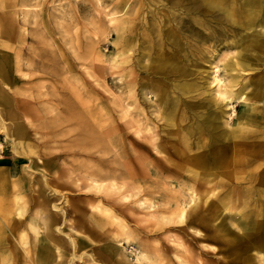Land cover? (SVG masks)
I'll list each match as a JSON object with an SVG mask.
<instances>
[{"label": "rangeland", "instance_id": "obj_1", "mask_svg": "<svg viewBox=\"0 0 264 264\" xmlns=\"http://www.w3.org/2000/svg\"><path fill=\"white\" fill-rule=\"evenodd\" d=\"M209 1L0 0V264H264V0Z\"/></svg>", "mask_w": 264, "mask_h": 264}, {"label": "bare ground", "instance_id": "obj_2", "mask_svg": "<svg viewBox=\"0 0 264 264\" xmlns=\"http://www.w3.org/2000/svg\"><path fill=\"white\" fill-rule=\"evenodd\" d=\"M214 0H210L209 2H213ZM201 2V1H200ZM208 1L205 2V4L207 3ZM193 3V2H192ZM195 4V3H193ZM1 31V30H0ZM0 33H5L4 31H1ZM123 35L120 37V40H124L126 41V39H123L122 38ZM177 46V45H176ZM1 47H4V46H1ZM159 47V46H158ZM3 51V50H2ZM138 51V50H137ZM6 54L3 53L2 56H5ZM120 55V54H119ZM171 54H169L167 56V59H165V61L169 62L172 66L175 64V63H172V59L169 57ZM124 56V55H123ZM126 56V55H125ZM125 59V58H124ZM123 59V61H124ZM182 59V58H181ZM128 60V59H127ZM126 60V61H127ZM122 61V67H124L125 63ZM15 64H17V61H15ZM15 67L17 68V66L15 65ZM133 67V66H132ZM178 70V69H177ZM213 77L211 78L215 83H216V86L218 88V91H217V95L223 99L228 100L229 99L231 100V95L232 93L230 92H226V90H222L221 87H220V84H221V78H219V76L217 75V71H214L213 73ZM195 77V76H194ZM14 82L15 84L19 83V80H16V79H13L12 77H9V74H8V70L6 68V66L4 64H2L0 62V83L1 84H6V83H11V82ZM196 81V80H195ZM122 82V81H121ZM230 84V83H228ZM222 86V85H221ZM130 88V87H129ZM175 88V87H174ZM225 89V88H224ZM0 102L1 104L5 105V103L9 104V100L7 98V95H6V92L3 91V89L1 90L0 89ZM5 102V103H4ZM246 102V100H245ZM121 104H122V101H121ZM128 104V103H127ZM126 104V105H127ZM214 105V104H213ZM249 105V104H247ZM7 106V105H6ZM5 106V107H6ZM123 106V105H122ZM129 106V105H128ZM19 107V106H17ZM7 108V107H6ZM121 108V107H120ZM123 108V107H122ZM124 109V108H123ZM250 110H248L249 112ZM123 112V111H122ZM8 114V113H7ZM122 114V113H121ZM125 114V113H124ZM123 114V117L126 115ZM170 115V114H169ZM248 115V114H247ZM244 116V115H243ZM8 118L10 117V115L7 116ZM129 117V116H128ZM251 117V116H250ZM122 118V117H121ZM254 118V117H253ZM125 119V118H124ZM129 119V118H128ZM123 120V119H122ZM132 120V119H131ZM254 120V119H253ZM245 121V120H244ZM245 123V122H244ZM248 123V122H247ZM249 124V123H248ZM7 126V125H6ZM4 128V127H3ZM8 128V127H7ZM137 128V127H136ZM6 129V127H5ZM241 129V128H239ZM245 129V128H244ZM247 129V128H246ZM245 129V130H246ZM243 130V129H242ZM7 131V129H6ZM241 132V131H240ZM15 134V133H14ZM231 135V136H230ZM228 137V142L229 143H226L225 146H219L214 155H213V158L211 160V163L212 165H215L217 166L218 168L221 167V168H226V169H231L232 166L235 167L236 164H240V166H243L244 162H238L237 160L235 159H231L229 156L230 155H234L236 154V151H235V147L239 144L238 140L239 138L236 137V136H233L234 135V132H231ZM221 136V134H220ZM18 137V136H17ZM216 138H218V136H216ZM16 139V138H15ZM231 142H230V140ZM248 148V147H247ZM221 150L222 152H225V156L223 157V155L221 154ZM205 163V160H201L199 161V163H196L197 165H204ZM185 172H188V171H185ZM193 174H197L195 171L193 172ZM235 174V173H233ZM224 178H226L227 182H225L223 179V177L220 178V180L216 183H213V184H210L209 187H207V183H202V184H199L197 183V187L202 189L204 192H207V194H210L212 193L213 191H215L216 189H227V185L229 184L228 182H232L233 180H240L243 178L246 179L245 177H243V175L241 176H235L234 177H230L231 175L227 174V172H225V174L222 175ZM233 179V180H232ZM111 182V181H110ZM96 184V183H95ZM22 197H18V201H22ZM218 207V205H216ZM178 218H181L182 219V213H180V215L178 216ZM17 233V232H16ZM46 234V233H45ZM49 235H51L50 233H48V235H46V237L44 238H38V240H40V242H34L32 243V246L30 247V256L33 258V256L35 257V260H40L42 264H56L54 263L55 261V252H59V249L57 248L55 242L53 241V239H51V237H48ZM36 240H37V237H36ZM37 240V241H38ZM44 240V241H42ZM2 250V249H1ZM24 259L26 260V264H30V261L27 259V255L28 252L24 251ZM57 256V255H56ZM34 259V258H33ZM24 264V263H23ZM58 264V263H57Z\"/></svg>", "mask_w": 264, "mask_h": 264}, {"label": "crops", "instance_id": "obj_3", "mask_svg": "<svg viewBox=\"0 0 264 264\" xmlns=\"http://www.w3.org/2000/svg\"><path fill=\"white\" fill-rule=\"evenodd\" d=\"M1 31H4V30H1ZM1 31H0V32H1ZM4 32H5V31H4ZM5 33H6V32H5Z\"/></svg>", "mask_w": 264, "mask_h": 264}]
</instances>
